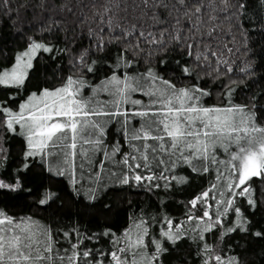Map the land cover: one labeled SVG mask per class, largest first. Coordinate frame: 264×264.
Returning a JSON list of instances; mask_svg holds the SVG:
<instances>
[{"label": "snow or ice", "instance_id": "1", "mask_svg": "<svg viewBox=\"0 0 264 264\" xmlns=\"http://www.w3.org/2000/svg\"><path fill=\"white\" fill-rule=\"evenodd\" d=\"M110 4L86 16L39 0L29 19L0 0L22 40L0 44V264H254L264 92L234 100L254 72L234 57L264 53V0H137L124 16ZM38 60L57 83L30 90ZM133 190L157 203L129 200L120 228L81 224Z\"/></svg>", "mask_w": 264, "mask_h": 264}, {"label": "trees", "instance_id": "2", "mask_svg": "<svg viewBox=\"0 0 264 264\" xmlns=\"http://www.w3.org/2000/svg\"><path fill=\"white\" fill-rule=\"evenodd\" d=\"M107 2V0H72V3L76 6V11L78 14H83L86 16H91V14L95 11L92 7L93 4H97L98 6L103 5ZM137 2V0H111L110 6L113 8V12L118 16H124L126 13L131 14L133 11V6ZM39 0H11L12 7L14 9L13 15H15V9L19 8L21 16H27L31 19L33 14V8L31 5L38 4ZM22 5H28L27 7H22ZM0 11H2V6H0ZM75 19V17H73ZM6 20V17H5ZM0 44L6 45V49L15 50L20 44H22V40L18 36H14V30L11 27V21H8L5 24L4 20H0ZM262 57H264V53L260 51L259 46L253 48V50L248 53L247 56L241 53H237L234 57L235 65H239L242 67L244 64L248 63L249 60L252 61V66L254 68V72L244 77L245 84L233 85L234 88H237V92L234 93V100L239 103L246 102L249 98L260 92H264V61H262ZM38 65L41 66V72L38 77H34L30 83V90L35 87V85L40 81H45L50 85H54L57 81L53 80L50 73L45 74L43 72L44 61L38 60ZM65 67H67V61L65 60ZM243 74L240 73L239 67L234 74H232L233 79H238L242 77ZM225 83H228L227 77H225ZM221 91H223L221 89ZM211 103L218 102V94L216 92L213 93V96L210 100ZM114 132V127H113ZM19 138H17L18 140ZM12 150L16 152L19 150V144L15 141H12ZM256 187L258 189L264 188V185H260L257 183ZM151 194L145 193L143 191L133 190L131 192H118V191H109L105 197V199H111L114 205V211L110 213L107 217H97L92 213H86L80 216V221L82 225L96 228L97 225L103 226L108 224L112 226L114 229L120 228L121 226H127V209H128V201L132 200L136 205H144L146 206L148 203L156 204V198L154 196L151 197L149 201V196ZM66 217H76L77 216V208L71 204L70 201L66 199ZM169 212H174V205H170ZM17 212L27 211V209H16ZM39 217H43V213H34ZM67 219L65 223H67ZM253 251L249 253V259L254 261V264H264V257L260 255L261 245H253ZM181 255L186 256L187 251H183Z\"/></svg>", "mask_w": 264, "mask_h": 264}, {"label": "rangeland", "instance_id": "3", "mask_svg": "<svg viewBox=\"0 0 264 264\" xmlns=\"http://www.w3.org/2000/svg\"><path fill=\"white\" fill-rule=\"evenodd\" d=\"M90 93V90H86V94H89Z\"/></svg>", "mask_w": 264, "mask_h": 264}]
</instances>
